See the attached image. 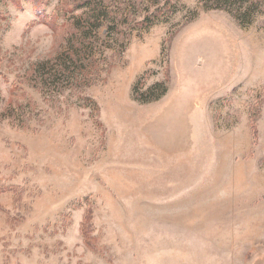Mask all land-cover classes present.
Listing matches in <instances>:
<instances>
[{"label": "rangeland", "instance_id": "rangeland-1", "mask_svg": "<svg viewBox=\"0 0 264 264\" xmlns=\"http://www.w3.org/2000/svg\"><path fill=\"white\" fill-rule=\"evenodd\" d=\"M0 264H264V0H0Z\"/></svg>", "mask_w": 264, "mask_h": 264}]
</instances>
